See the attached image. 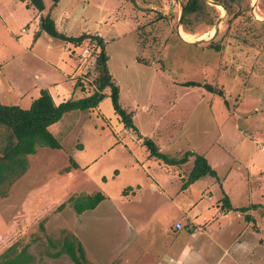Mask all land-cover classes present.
I'll list each match as a JSON object with an SVG mask.
<instances>
[{"label": "rangeland", "instance_id": "obj_1", "mask_svg": "<svg viewBox=\"0 0 264 264\" xmlns=\"http://www.w3.org/2000/svg\"><path fill=\"white\" fill-rule=\"evenodd\" d=\"M254 1L249 0L250 20L233 17L237 10L231 4L226 14L208 4L216 9L209 11L216 17L214 26L197 21L182 30L191 41L208 40L223 15L218 35L186 45L177 35L180 7L175 0H61L55 7L52 0H43L42 13L19 0H0V64L26 107L0 74L3 105L30 108L37 99H31L36 83L61 81L82 63L90 82L73 97L85 96L73 101L87 98V88L97 91V43L90 39L75 47L50 37L41 27V19L50 15L61 34L104 38L108 70L120 88L119 104L135 127L134 132L122 130L109 87L103 90L108 97L102 108L67 112L50 126L60 149L39 147L27 157L29 169L21 179L0 186V261L3 255L25 252L28 264H75L65 253L56 256L66 241L82 244L81 264L176 259L179 243L173 242V229L178 223L182 236L203 235L189 230L188 219L164 199V194L174 198L181 192L190 193L193 212L209 208L218 214L220 223L202 225L205 237L197 241H208L210 232L213 241L231 244L226 249L232 250L237 238L246 240L247 250L236 255L237 263L264 264L263 206L252 211L256 225L242 218L235 231L221 222L226 178L224 186L234 191L236 206L264 205V0L252 14ZM210 43H218L220 50ZM96 111L106 119L97 118ZM145 140L158 146L161 157L150 156ZM256 147L262 151L255 152ZM197 156H209L217 176L188 184ZM180 201L179 196L173 199ZM237 214L230 212L231 217ZM220 249H211L212 258L222 256Z\"/></svg>", "mask_w": 264, "mask_h": 264}, {"label": "trees", "instance_id": "obj_2", "mask_svg": "<svg viewBox=\"0 0 264 264\" xmlns=\"http://www.w3.org/2000/svg\"><path fill=\"white\" fill-rule=\"evenodd\" d=\"M20 2L27 3V8L37 9L39 12L45 10L43 0H19ZM54 7L61 0H52ZM184 6V22L183 28L188 30L193 28V22L202 21L209 27H213L216 22V17L209 15V11L212 9L206 0H182ZM223 4L228 10V6L231 4L236 7V12L233 17L247 16L249 18L250 2L249 0H215ZM216 10V9H212ZM151 12V10H150ZM235 18V19H236ZM148 23H143L146 25ZM42 32L46 33L52 38L63 40L69 44L79 47L87 40H95L100 53L97 55L96 70L99 71L100 77L97 81V91L82 100L73 101L68 100L60 105H56L51 94L48 90H42L41 95L37 98L28 109L20 108L19 106H7L2 104L0 97V134L5 139H1L3 144L0 146V186L3 184L6 175H11L12 178L20 177L27 171L28 162L27 157L37 153V149L40 148H53L60 149V145L55 140L53 135L49 131V127L59 122L63 115L67 112L74 110L87 111L98 107V105L105 99L107 95L103 93V90L107 87L110 89V95L112 103L114 105L115 112L121 118L124 129L130 132L135 131V127L132 122L130 114L125 113L119 104L120 100V88L113 81L112 76L108 70L109 56L106 52L104 38L100 36H93L90 34H82L78 37H69L59 33L55 28V22L51 19V16L43 17L41 19ZM37 37V36H36ZM209 47L220 50L218 43H210ZM186 86H195V83H186ZM208 91L212 93L222 94L221 91L214 89L212 86L206 87ZM6 131L7 134L1 131ZM0 135V137H1ZM145 146L151 152L152 157H161L158 146L151 140H145ZM186 160L180 161L184 162ZM217 173L210 166L207 159L203 156H197L194 162V168L189 183H193L204 177H216ZM6 196V193H4ZM3 196V197H4ZM224 205L229 208V211L245 212L246 209H233L228 198L224 199ZM258 208V206H254ZM250 221L251 217H247ZM61 253H65L69 258L75 262V264H81V260L85 258V250L80 242L66 241L63 245V249L56 254L58 256ZM30 257L21 252L14 256L9 254L3 255L0 264H28Z\"/></svg>", "mask_w": 264, "mask_h": 264}, {"label": "crops", "instance_id": "obj_3", "mask_svg": "<svg viewBox=\"0 0 264 264\" xmlns=\"http://www.w3.org/2000/svg\"><path fill=\"white\" fill-rule=\"evenodd\" d=\"M70 50L71 49H69L68 51H70ZM3 70H4V67H2V65L0 64V74L4 78L3 83L6 84L10 88L11 95L13 97H17L16 101H18V100L20 101L19 105L26 107L25 104L22 102V98L18 97V95H19V94H17L18 88L12 84L10 79L5 74H3ZM77 72L81 73L82 77H81V75L78 77ZM87 73L88 72H86L85 63H82L77 68H75V70L73 71L71 76L64 77L65 79H61V81L60 80L54 81V80L48 79L49 81L45 82L44 84H37L36 83L34 96H32L31 99L34 101V99L36 97L39 98V96L41 95V90H48L56 105H60L61 103H64L65 101H68L69 99H71V100H74V98L80 99V98L85 96V92H82L80 97H73V96L78 94L77 91L79 88L82 89V88H85L86 86H88L90 81H89ZM38 76H40V75L37 74L35 77L38 78ZM67 79H70V80L66 81ZM36 81H40V79H36ZM79 82H81V84ZM23 83H25V82L23 81ZM25 92L28 94L27 95L28 97H29V95H31L28 90H26ZM94 93H95L94 91H91V89L88 90V88H87V97L93 95ZM107 97H105V98H107ZM83 99H85V98H83ZM100 104L98 105L97 109L102 108V105H100ZM6 105L7 106H19L18 104L16 105V104H10V103H8ZM21 106H19V107L22 108ZM23 109H25V108H23ZM90 110H92V109H90ZM87 111H89V110H87ZM95 114L97 115V118L101 117L103 119H106L104 117V115H102V112L99 113L98 111H96ZM122 130H124V132L125 131L127 132V130H125L123 128H122ZM242 138L246 139L245 137H242ZM125 147H127V146H125ZM38 150H39V148L37 149V152H38ZM261 151L258 150L256 147L255 152L260 153ZM207 158H208V160H207L208 163L217 173L216 166L210 162L209 156ZM27 162H28V160H27ZM28 169H29V163H28L27 171H28ZM27 171L25 172V174L27 173ZM25 174H23L22 176H24ZM22 176H20L19 178H17L13 182L12 176L7 174L6 178L3 181V184H4V182L5 183H12V182L16 183L18 180L21 179ZM240 180H241V178H240ZM225 181H227V178L225 179ZM225 181H223V183H222L223 188H225V192H223V194H222V200L225 198H228L233 209H240L241 208V209H247L249 211L246 212L247 215L238 211L237 212L238 214L236 217H231L230 212H232V211H229V208L227 206H223L222 210L224 209V211L221 210L222 211L221 216L224 217L221 220V222L224 225L223 228L233 229V227L236 223L239 224V223L243 222L242 218L247 219L248 216L251 217L250 222L253 225H256V221H255L256 219L254 218V215H253L254 213L252 211H258V208L256 209V208H254V206H259V207L263 206L264 207V205L254 203V202H250L249 204H247L246 206H243V207L236 206L234 203V198H233L234 191L231 189H228L224 186ZM247 190H248V187H247ZM247 190L245 191L244 194L250 192V191L247 192ZM262 191H264V186L262 187ZM189 195H190V193L189 194L188 193L181 194V192L177 193V195L174 198L176 199L179 196L182 199V202L181 201L180 202H173L174 198L172 197L171 194H164V199L167 202L171 203L170 205L175 207V209L178 210V212L181 214L182 217H185V219H188L189 224H190L189 230H193L194 228H196L198 230V232L202 233L203 235H201V237H198L197 235L192 234V235H188L189 237L187 235H185L186 236L185 237V236H182L180 234L181 232H183L182 231L183 228L180 230L173 229V231H174V233H176V237H177L176 241L174 240L173 242L179 243V247H178L179 252L176 256V259L171 257L168 262H165L162 264H224L226 262V259H229L230 261H232L233 264H239V263H237V260L235 257L238 254L244 255L243 252H245V250H247L246 248H247V244H249V242H247L246 240H244L242 242V239L237 238L236 239L237 243L232 245V248H231L232 250H227L226 247H231V244L229 245L228 243H225V242L219 243V242L213 241V237L211 236L210 232H207L208 241H204L203 243L197 241L199 238L205 237L202 225L206 226L207 224H209V227H212L215 224L220 223V221L217 220V218H216L218 216V214L215 210L213 211V210L207 208L206 211H203L199 214L196 212H193L191 210L193 207L192 206L193 201H192L191 196H189ZM205 200L210 201L211 198L209 197V198H206ZM189 210L191 212L190 215L188 213ZM187 213H188V216H187ZM251 226L252 225H250V229H251ZM219 228H222V227H219ZM209 230L211 231V233L215 232L211 228ZM233 230H235V229H233ZM247 230H249V228L246 229V231ZM220 236L224 237V235H222V234ZM239 237L241 238V236H239ZM236 246H238L240 248V250L237 251L236 249H234V247H236ZM221 247H222V250L220 249ZM212 248H217V249L219 248L220 251H222V253H223L222 256L220 255V257L212 258V254H213V252L211 251ZM262 263H263V261H261V262L258 261L257 263L256 262L252 263V260H249V262H247L246 264H262Z\"/></svg>", "mask_w": 264, "mask_h": 264}, {"label": "water", "instance_id": "obj_4", "mask_svg": "<svg viewBox=\"0 0 264 264\" xmlns=\"http://www.w3.org/2000/svg\"><path fill=\"white\" fill-rule=\"evenodd\" d=\"M208 4H210L211 6H214V7H218V8H222L224 13L226 14V8L223 4L219 3V2H216V1H211V0H206ZM176 3H178L179 7H180V17H179V21H178V26H177V35L179 37V39L186 45H201V44H204V43H207L209 41H212L216 38V36L218 35L219 33V30H220V24L223 20V15L220 17L215 29H214V35L213 37H210L208 40H205V39H200L198 41H186L184 40L182 37H181V34H180V30H182V27H183V20H184V6L183 4H180L179 3V0H175ZM259 2V0H256L255 2H253L252 4V7H251V13L254 14L255 12V8H256V5L257 3Z\"/></svg>", "mask_w": 264, "mask_h": 264}, {"label": "bare ground", "instance_id": "obj_5", "mask_svg": "<svg viewBox=\"0 0 264 264\" xmlns=\"http://www.w3.org/2000/svg\"><path fill=\"white\" fill-rule=\"evenodd\" d=\"M180 34H181V37L186 41H191L193 39V37L188 36L183 30H180ZM213 35H214V30H212L207 36L210 38V37H213Z\"/></svg>", "mask_w": 264, "mask_h": 264}, {"label": "built area", "instance_id": "obj_6", "mask_svg": "<svg viewBox=\"0 0 264 264\" xmlns=\"http://www.w3.org/2000/svg\"><path fill=\"white\" fill-rule=\"evenodd\" d=\"M85 54H88V51H86V52H84ZM183 228V225L181 224V223H178L177 225H176V230H180V229H182Z\"/></svg>", "mask_w": 264, "mask_h": 264}]
</instances>
